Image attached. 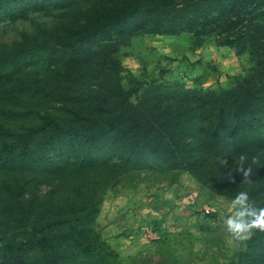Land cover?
Listing matches in <instances>:
<instances>
[{
    "label": "trees",
    "instance_id": "obj_1",
    "mask_svg": "<svg viewBox=\"0 0 264 264\" xmlns=\"http://www.w3.org/2000/svg\"><path fill=\"white\" fill-rule=\"evenodd\" d=\"M1 17L30 28L0 44V264H121L101 205L151 176L264 207V0H0ZM183 32L249 67L227 88H187L138 82L117 55L123 38ZM253 156L249 185L236 167ZM240 260L264 264V232Z\"/></svg>",
    "mask_w": 264,
    "mask_h": 264
},
{
    "label": "rangeland",
    "instance_id": "obj_2",
    "mask_svg": "<svg viewBox=\"0 0 264 264\" xmlns=\"http://www.w3.org/2000/svg\"><path fill=\"white\" fill-rule=\"evenodd\" d=\"M34 17L38 21L46 20L38 15ZM26 28H30L28 21L13 22L1 17L0 44L18 39L19 32ZM121 41L117 55L138 82H180L194 88L192 82L198 77L204 81V88H227L234 76L243 74L249 67L245 54L237 56L233 49L217 46L214 38L194 48L191 34L185 32L175 36L144 33ZM123 76L124 88L135 86L125 73ZM190 178L193 182L179 177L182 183L178 179L169 184L162 176H151L136 188L117 186L106 194L97 225L105 239L103 229L107 222L113 225L110 229H115L112 232L116 235L108 239L114 240L111 246L121 264H243L240 255L247 240H231L221 219L232 214V198L214 193L194 182L191 175ZM185 188L196 192L189 199L190 204L184 199L189 196ZM40 190L43 192L46 187L41 186ZM129 200L133 201L127 210L131 209L130 216L111 220L124 211L120 206ZM132 215L136 218L139 215L135 227L130 226L135 218Z\"/></svg>",
    "mask_w": 264,
    "mask_h": 264
},
{
    "label": "clouds",
    "instance_id": "obj_3",
    "mask_svg": "<svg viewBox=\"0 0 264 264\" xmlns=\"http://www.w3.org/2000/svg\"><path fill=\"white\" fill-rule=\"evenodd\" d=\"M242 161L246 157L240 158ZM227 162H225L226 164ZM259 160L256 156L251 158L248 166H238L236 171L243 174L242 183L252 184L250 177L256 175L253 166L258 165ZM232 214L221 217L225 225V231L233 241H246L257 231L264 232V207H258L250 198L247 190L239 191L231 200Z\"/></svg>",
    "mask_w": 264,
    "mask_h": 264
},
{
    "label": "crops",
    "instance_id": "obj_4",
    "mask_svg": "<svg viewBox=\"0 0 264 264\" xmlns=\"http://www.w3.org/2000/svg\"><path fill=\"white\" fill-rule=\"evenodd\" d=\"M189 176V177H188ZM180 177H183V178H189L190 180H192L191 178H190V175L188 174V173H183V174H181L180 175ZM180 182L182 183V181H181V179H179V184H180ZM192 182H193V180H192ZM191 182V183H192ZM194 182H195V180H194ZM195 184V183H194ZM194 185H193V183H192V187H193ZM196 186V185H195ZM198 186V185H197ZM185 190H186V192H189V196H188V199H186V198H184L185 199V202H187L186 204H190V201H189V199H191V198H193L195 195H196V192L195 191H192V190H189V189H186L185 188ZM130 196H134V194L133 195H130ZM132 200V199H131ZM131 200H129V202H126V201H124V203L120 206V207H123V208H125V209H123L124 211H120V214H117V215H114V217H112L111 218V220H114L115 218H117V219H119V218H123V217H129L130 216V214H131V209L129 210V211H127L130 207H132L133 205L131 204L133 201H131ZM184 202V201H183ZM141 213H142V211H141ZM133 216V215H132ZM133 217H135L134 219H132V223H130V224H132V225H130V226H133V227H135V226H137V218L139 217V215H137V218H136V216H133ZM112 224V223H111ZM106 228V229H105ZM105 228L103 229L104 231V233H108V234H104L103 233V236H105L107 239H105L110 245H112V242H114V240L113 239H108L112 234H114V235H116L115 234V231H113L112 232V230H115V229H110V228H113V225H110L108 222H107V226H105ZM125 228H123L122 230H124ZM122 232H124V231H122Z\"/></svg>",
    "mask_w": 264,
    "mask_h": 264
},
{
    "label": "built area",
    "instance_id": "obj_5",
    "mask_svg": "<svg viewBox=\"0 0 264 264\" xmlns=\"http://www.w3.org/2000/svg\"><path fill=\"white\" fill-rule=\"evenodd\" d=\"M205 213H208V211H207V210H205Z\"/></svg>",
    "mask_w": 264,
    "mask_h": 264
}]
</instances>
